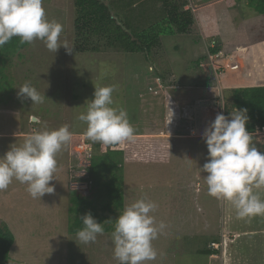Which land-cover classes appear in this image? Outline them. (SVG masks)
Returning <instances> with one entry per match:
<instances>
[{
  "label": "rangeland",
  "instance_id": "rangeland-1",
  "mask_svg": "<svg viewBox=\"0 0 264 264\" xmlns=\"http://www.w3.org/2000/svg\"><path fill=\"white\" fill-rule=\"evenodd\" d=\"M204 3L198 4L194 14L198 23L192 30L161 37L149 61L143 54L104 45L99 52L77 53L73 0L43 2L46 18L63 26L60 42H66L72 52L64 46L51 52L37 39L27 43L10 63L0 58V156L35 131L68 125L73 134L56 156V179L50 182L54 193L33 198L28 185L15 179L0 190V217L16 237L10 264H120L114 257V230L98 234L87 244L76 242L77 233L68 231L69 166L78 161L71 149L96 143L85 135L87 123L78 119L87 113L95 85L115 86L111 106L126 110L135 134H149L152 139L145 156L132 157L120 169L125 206L141 198L154 202L156 208L150 214L157 226L165 225L152 241L156 259L144 264H208L210 258L200 251L214 249L215 242L217 253L209 264H259L253 258L264 249V219H239L234 207L227 213L230 203L208 194L207 173L202 171L208 149L195 125L206 128L218 113L230 117L225 104L233 85L224 82L243 85L242 62L236 51L241 46L239 54L243 55L264 39V17L248 0ZM215 45L220 51L210 54ZM199 58L200 64H195ZM159 76L165 92L155 94L150 87ZM25 83L44 96L43 103L18 97V87ZM191 126L195 133L190 132ZM256 135V146L264 152V133ZM129 143L135 146L133 139ZM30 207L35 212L23 215ZM123 211L108 213L105 223L114 228Z\"/></svg>",
  "mask_w": 264,
  "mask_h": 264
},
{
  "label": "clouds",
  "instance_id": "clouds-1",
  "mask_svg": "<svg viewBox=\"0 0 264 264\" xmlns=\"http://www.w3.org/2000/svg\"><path fill=\"white\" fill-rule=\"evenodd\" d=\"M62 31L59 22L46 18L43 0H0V46L18 36L21 43L38 39L51 52L56 53L64 46L71 53L73 48L60 42ZM18 89V97L30 99L32 104L43 103L44 96L29 83ZM114 91L115 86L95 85L94 99L88 103L87 113L78 116L87 123L85 135L93 142L115 145L134 138L135 129L126 110L111 106ZM248 121L247 109L237 108L231 111L230 117L218 113L202 133L208 149V160L202 166V171L207 173L204 177L208 194L230 203L239 219L264 216V199L259 191L264 190V152L256 146L253 133L247 128ZM72 135L69 126L64 125L35 131L22 144H12L0 156V190L7 189L15 179L28 185L33 198L54 193L55 186L50 182L56 179V156L71 142ZM155 208L154 202L141 198L126 205L116 219L111 235L114 257L120 264H144L156 259L152 241L165 225L161 222L157 226L150 214ZM81 220L83 228L77 231L76 242H94L104 232V222H98L90 212ZM214 244L217 243L211 246L216 249L218 245Z\"/></svg>",
  "mask_w": 264,
  "mask_h": 264
},
{
  "label": "trees",
  "instance_id": "trees-1",
  "mask_svg": "<svg viewBox=\"0 0 264 264\" xmlns=\"http://www.w3.org/2000/svg\"><path fill=\"white\" fill-rule=\"evenodd\" d=\"M248 2L264 17V0ZM186 3L187 0H74V50L77 53L99 52L104 45L126 53L143 54L150 61L161 37L187 34L192 30L195 15L184 8ZM26 46L27 43L20 42V37H13L0 46V58L5 57L3 61L10 63ZM219 51L218 45L209 49L210 54ZM200 59L194 63L200 64ZM237 108L247 109V128L255 141L257 127H264V85L232 88L225 104L226 114ZM195 126L203 133L205 128L197 123ZM123 143L104 148L101 143L94 144L90 167L93 183L88 188L69 191L70 233L83 228L81 217L89 212L98 222H104V231L114 230L105 220L109 218L108 213L125 208L124 174L120 171L125 162ZM15 240L14 232L0 217V264L10 263ZM200 253L216 254L217 250L206 249Z\"/></svg>",
  "mask_w": 264,
  "mask_h": 264
},
{
  "label": "crops",
  "instance_id": "crops-1",
  "mask_svg": "<svg viewBox=\"0 0 264 264\" xmlns=\"http://www.w3.org/2000/svg\"><path fill=\"white\" fill-rule=\"evenodd\" d=\"M52 1H55V0H43V2H47V3H50ZM206 2L207 1H205V3H204L205 6H203V7L207 6ZM73 4H74V0H73ZM195 17H196V15H195ZM195 23H198V22L195 20ZM263 40L264 39H262V41L260 43L252 45L250 47L252 49L251 50H250V48L247 49V51H245L243 53V55L239 54V51L242 50V47L241 46L239 47V50H237L236 52L238 53L237 57H239L241 59V62H242L241 63V66H242L241 67L242 68L241 69V83H243V85L242 84L239 85L234 80L225 81L224 82L225 85L226 84L227 85L232 84L233 88L264 85L263 84L264 83V63H263L264 62V41ZM238 64H239V61H238ZM43 122H45V121L43 120ZM198 135H200V134H198ZM133 141H135V143H134L135 146L132 145L133 151H131L130 153H129L130 147H132V146H129V144H130L129 140L125 141V156H124L125 162H129L130 160H132V157L135 159H138V158H141L142 156H145V154H147L146 150H148V148L150 147L152 139L149 137V134H142V135L135 134ZM137 149H139V150H137ZM259 191H260L261 198L264 199V190H259ZM230 207H233V206L228 205V210H227L228 214L230 212L229 211ZM34 209H35L34 207L28 208L29 212L24 213L23 215L27 216V215H29V213L35 212ZM258 218L264 219V216H258ZM259 220L261 221V219H259ZM254 256H255V258H253V259L258 261L257 263L264 264V249L261 252V255L258 252ZM206 257H208V259L209 258L211 259L213 257V255L212 254L209 256L206 255ZM209 260H208V264H209ZM226 264H229V263L226 262Z\"/></svg>",
  "mask_w": 264,
  "mask_h": 264
},
{
  "label": "built area",
  "instance_id": "built-area-1",
  "mask_svg": "<svg viewBox=\"0 0 264 264\" xmlns=\"http://www.w3.org/2000/svg\"><path fill=\"white\" fill-rule=\"evenodd\" d=\"M203 4L204 0H187L185 5V9L191 11L193 14H196L198 4ZM162 76L155 78V86L150 87V90L155 94L164 93L165 92V83L162 80ZM190 132L195 133L194 126L190 127ZM256 133H264V127H257ZM86 143V142H85ZM83 143L80 145H75L73 149H71V155L78 161H72L69 166V188L70 190H80L84 188H88L93 180L90 176V167L92 165V159L94 156V146L88 143ZM217 247V244H214Z\"/></svg>",
  "mask_w": 264,
  "mask_h": 264
},
{
  "label": "water",
  "instance_id": "water-1",
  "mask_svg": "<svg viewBox=\"0 0 264 264\" xmlns=\"http://www.w3.org/2000/svg\"><path fill=\"white\" fill-rule=\"evenodd\" d=\"M101 1H106V0H101ZM33 119L35 120L36 118H35V117H33Z\"/></svg>",
  "mask_w": 264,
  "mask_h": 264
}]
</instances>
